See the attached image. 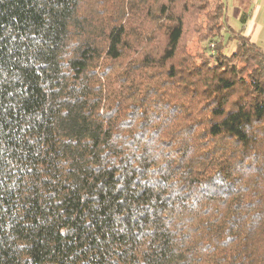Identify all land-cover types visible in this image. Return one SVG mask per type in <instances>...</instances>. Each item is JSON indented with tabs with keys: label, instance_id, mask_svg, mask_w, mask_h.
<instances>
[{
	"label": "trees",
	"instance_id": "trees-1",
	"mask_svg": "<svg viewBox=\"0 0 264 264\" xmlns=\"http://www.w3.org/2000/svg\"><path fill=\"white\" fill-rule=\"evenodd\" d=\"M227 10L0 0V264H264V49Z\"/></svg>",
	"mask_w": 264,
	"mask_h": 264
},
{
	"label": "crops",
	"instance_id": "crops-1",
	"mask_svg": "<svg viewBox=\"0 0 264 264\" xmlns=\"http://www.w3.org/2000/svg\"><path fill=\"white\" fill-rule=\"evenodd\" d=\"M256 7L251 12H246L244 10H240V12H237L235 9L231 10L230 6L228 4V10H227V25L229 29H233L235 31L243 30V32L251 38L253 42H256L258 45H260L264 49V39L262 37L263 29L264 27L261 26V30L255 35L256 29L253 25L254 22H264V0H255ZM257 7H260L257 9ZM238 13V14H237ZM232 18H238L239 23H243L245 21L249 20V24L247 27H245L244 24L242 26L238 27L237 21H233ZM263 19V20H262ZM233 21L234 25H229L230 21Z\"/></svg>",
	"mask_w": 264,
	"mask_h": 264
},
{
	"label": "rangeland",
	"instance_id": "rangeland-1",
	"mask_svg": "<svg viewBox=\"0 0 264 264\" xmlns=\"http://www.w3.org/2000/svg\"><path fill=\"white\" fill-rule=\"evenodd\" d=\"M229 6H230V9L231 10H236L237 12H240V10H244L246 12H251L254 10V8L256 7L255 5V0H227ZM260 7H257V9H259ZM238 14V13H237ZM264 16V14H263ZM232 20L235 22L237 21L238 23V27L242 26V24L245 25V27H247V25L249 24V20L248 21H245L243 23H239L238 21V18H232ZM230 21L229 25H234L235 23L233 21ZM263 20V19H262ZM253 25L255 26L256 29V33L255 35L261 30V26L264 27V22H254ZM261 25V26H260ZM262 37L264 39V29H263V34H262ZM250 38V37H249ZM223 39V38H222ZM251 39V38H250ZM226 40V39H225ZM223 39V42H226V53H231L234 49H235V41H225ZM194 42H192L191 44H193ZM201 46V45H200Z\"/></svg>",
	"mask_w": 264,
	"mask_h": 264
},
{
	"label": "built area",
	"instance_id": "built-area-1",
	"mask_svg": "<svg viewBox=\"0 0 264 264\" xmlns=\"http://www.w3.org/2000/svg\"><path fill=\"white\" fill-rule=\"evenodd\" d=\"M211 47H212V50L214 51L215 42H212V43H211Z\"/></svg>",
	"mask_w": 264,
	"mask_h": 264
}]
</instances>
